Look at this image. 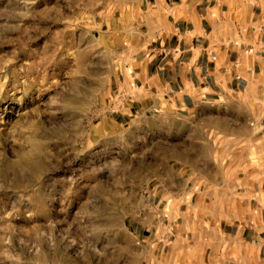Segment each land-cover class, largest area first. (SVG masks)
<instances>
[{
	"label": "rangeland",
	"instance_id": "obj_1",
	"mask_svg": "<svg viewBox=\"0 0 264 264\" xmlns=\"http://www.w3.org/2000/svg\"><path fill=\"white\" fill-rule=\"evenodd\" d=\"M145 2L0 0V264H256L264 218L244 190L262 184L240 156L210 171L198 218L196 121L129 119Z\"/></svg>",
	"mask_w": 264,
	"mask_h": 264
},
{
	"label": "crops",
	"instance_id": "obj_2",
	"mask_svg": "<svg viewBox=\"0 0 264 264\" xmlns=\"http://www.w3.org/2000/svg\"><path fill=\"white\" fill-rule=\"evenodd\" d=\"M130 12L129 119L196 121V217L213 205L207 193L217 161L232 165L240 156L245 176L262 184L247 183L244 199L255 193L264 218V0H146ZM220 144L240 148L221 154ZM160 189L167 198L169 188ZM263 252L261 246L250 258L264 264Z\"/></svg>",
	"mask_w": 264,
	"mask_h": 264
}]
</instances>
